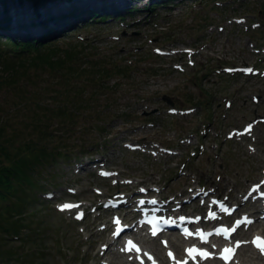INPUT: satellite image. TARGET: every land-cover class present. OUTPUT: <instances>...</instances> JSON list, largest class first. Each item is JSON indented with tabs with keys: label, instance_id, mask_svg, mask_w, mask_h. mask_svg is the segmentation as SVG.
Returning a JSON list of instances; mask_svg holds the SVG:
<instances>
[{
	"label": "rangeland",
	"instance_id": "obj_1",
	"mask_svg": "<svg viewBox=\"0 0 264 264\" xmlns=\"http://www.w3.org/2000/svg\"><path fill=\"white\" fill-rule=\"evenodd\" d=\"M247 1L250 5L246 6ZM131 2L129 6L135 4ZM150 2L136 3V8L142 10L135 13L137 23L132 25L112 18L86 27H69L74 32L72 41L94 40V51L112 54L119 70L128 71L130 66L124 65L132 63L135 71L131 77L116 74L107 86L115 89L108 101L110 108L120 114L129 111V107L134 112L128 115V124L122 121L124 116H119L108 128H102L103 132L84 125L81 133L70 135L69 146L77 154L83 152L81 145L90 147L97 137L110 145L82 167L61 163L45 168L51 172L41 182L53 194V203L42 205L36 200L28 208L32 212L25 216L22 235L30 237V241L23 243L20 238L1 241L2 249L16 248L17 252L0 257V264H100L99 240L104 237L100 228L110 220L107 221L105 210L98 214L94 208L103 196L121 194L124 190L136 196L142 192L143 184L161 191L167 200L177 195L174 205L179 207L189 199L191 187L198 184L239 202L250 183L260 180L264 171V122L258 123L251 135L240 138L229 137V131L242 128L255 117H264V76L239 73L228 76L223 71L219 73L218 67L259 64L264 68L261 55L254 52L255 47L264 46V0H189L175 7L159 5L150 14L155 18L145 22L142 18L149 14L144 7ZM233 16H245L247 20L232 24L229 21ZM130 19L127 15L124 20ZM255 22L260 26H254ZM20 23L23 28L24 22ZM37 27L42 33L51 28ZM5 36L0 33V39ZM157 47L172 51L156 56ZM184 48L195 50L196 55L184 53ZM178 63L180 67H176ZM149 67L159 70L154 73ZM43 68L31 65L27 74L48 75L50 70ZM164 96L173 104L167 103ZM227 101H231L230 107ZM5 105L9 109L11 103ZM172 107L180 110L173 112ZM186 108L192 112H186ZM98 123L103 125L101 120ZM129 142L142 146L130 149L126 147ZM163 147L174 148L173 153ZM95 162L98 166L105 163L104 167L114 170L113 175L101 177L94 169ZM97 188L102 191L100 196L95 193ZM46 196L44 193L41 198ZM75 198L82 200L81 206L87 212L82 221L75 219L76 209H63L62 200ZM252 230L264 231V224H257ZM147 246L159 247V242L152 240ZM107 254L112 260L126 264L117 250ZM159 254L163 255V249Z\"/></svg>",
	"mask_w": 264,
	"mask_h": 264
},
{
	"label": "trees",
	"instance_id": "obj_2",
	"mask_svg": "<svg viewBox=\"0 0 264 264\" xmlns=\"http://www.w3.org/2000/svg\"><path fill=\"white\" fill-rule=\"evenodd\" d=\"M17 1L26 0H0L4 14L1 29L13 26V18L8 14ZM27 1L39 9L36 14L43 18L41 9L64 0ZM133 10L130 7L128 11ZM5 35L4 40L0 39V242L19 237L26 243L30 237H21L22 227L26 214L32 212L28 208L38 199L37 192L45 189L41 179L51 172L45 168L56 167L77 154L68 141L70 135H78L85 126H95L103 132L102 128H108L121 115L130 120L128 111L120 114L110 108L108 101L115 89L107 84L116 74H125L128 79L135 70L132 63L124 65L130 66L129 73L119 70L112 54L95 52L96 47L86 38L72 41L73 34L48 40ZM31 65L50 71L46 76L28 75ZM148 69L154 73L159 70ZM7 102L11 103L9 109ZM100 120L104 127L98 123ZM81 146L83 152L91 147L98 149L95 143ZM16 252V248L0 247L3 258Z\"/></svg>",
	"mask_w": 264,
	"mask_h": 264
},
{
	"label": "snow or ice",
	"instance_id": "obj_3",
	"mask_svg": "<svg viewBox=\"0 0 264 264\" xmlns=\"http://www.w3.org/2000/svg\"><path fill=\"white\" fill-rule=\"evenodd\" d=\"M262 195H264V194H262ZM64 207H69L68 205H65ZM79 218V217H78ZM247 222H249L250 223V221H247ZM260 238H256V240H259ZM256 241L254 240L253 241V243H255ZM240 244H241V242L240 241H237L236 242V247H239L240 246ZM213 247H215V245H213ZM125 250H127V249H121V251H125ZM137 251H139L138 249H137ZM224 252H228L229 251V249H227V248H225L224 250H223ZM261 252L262 253H264V247H261ZM210 255V254H209ZM131 258V257H130ZM222 258H225V259H227L226 257H222Z\"/></svg>",
	"mask_w": 264,
	"mask_h": 264
},
{
	"label": "bare ground",
	"instance_id": "obj_4",
	"mask_svg": "<svg viewBox=\"0 0 264 264\" xmlns=\"http://www.w3.org/2000/svg\"><path fill=\"white\" fill-rule=\"evenodd\" d=\"M87 1V3H85V6L87 7V6H89L90 5V3L93 5V1H90V0H86ZM117 2H118V0H117ZM86 41H88V43L90 44V45H93L94 44V40L92 41V40H86ZM246 246H244L243 248H242V250L243 251H245L246 250ZM252 259H255L254 257H251ZM261 259V258H260ZM209 262V261H208ZM214 262V261H213ZM216 262H214V263H212V261L209 263V264H215ZM168 264V263H167Z\"/></svg>",
	"mask_w": 264,
	"mask_h": 264
},
{
	"label": "water",
	"instance_id": "obj_5",
	"mask_svg": "<svg viewBox=\"0 0 264 264\" xmlns=\"http://www.w3.org/2000/svg\"><path fill=\"white\" fill-rule=\"evenodd\" d=\"M164 99H166L167 101L171 102V100L167 96H164Z\"/></svg>",
	"mask_w": 264,
	"mask_h": 264
}]
</instances>
